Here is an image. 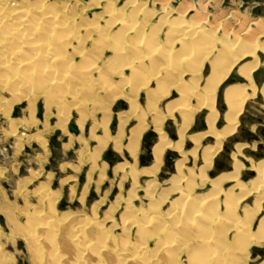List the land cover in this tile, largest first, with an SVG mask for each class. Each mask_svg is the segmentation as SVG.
<instances>
[{
  "label": "bare ground",
  "instance_id": "obj_1",
  "mask_svg": "<svg viewBox=\"0 0 264 264\" xmlns=\"http://www.w3.org/2000/svg\"><path fill=\"white\" fill-rule=\"evenodd\" d=\"M27 1L0 0V91L11 94L12 101L11 98L9 100L12 104L19 102L21 98L25 99L31 114L38 111L39 104L44 106L47 117L56 112L64 121V131L67 130L65 127L71 117L70 111L77 110L81 127L89 117L93 119V113L101 112L100 123L93 119L95 122L91 131L94 138L96 136L93 131L100 126L104 127V134L108 133L105 125L111 119L110 106L119 99V92L130 88L133 99L128 104L132 109L131 114L136 116L137 110H141L137 98L141 92L148 91L145 103L147 111L154 115L151 120L159 137V143L153 151L157 164L161 163L167 148L173 147L185 156L182 144H173L165 133L162 136L161 125L165 118H172L175 110L179 112L183 127L180 136L183 138L195 112L207 108V124L213 129V120L217 114L214 110V98L220 81L241 58L255 55L257 50L264 53V42L260 41L264 38L263 26L258 31L252 29L242 36L235 35L228 30L227 25L216 23L215 19L209 22L211 16L203 5L196 8L187 1L179 4L176 10L178 18L169 22L172 11L168 10V0H155V5L160 7L162 14L158 24L152 27L149 26V21L155 13L145 11V3L138 4L136 0H129L126 5L131 9L129 12L116 11L110 7L105 9L104 13L109 21L103 26L98 22L79 24L75 7L66 5L67 3L63 10L55 5L47 6L45 0H39L38 5H31ZM94 1L95 6L100 5L99 0ZM109 6L114 4L109 3ZM190 12L194 15L186 21L184 17ZM139 17H142L140 21ZM254 23L257 25V22ZM165 24L170 26L169 39L166 40L168 45H164L159 38V29ZM219 31L222 32L221 40L216 38ZM216 40L219 41L218 46L215 45ZM86 41H91L89 50H86L88 47L84 48ZM73 43L80 45L69 53L68 47ZM107 49L113 51L112 58L101 66L98 64L99 58ZM76 56L83 62H76ZM206 59H209L210 73L200 91L198 84L202 77L199 68ZM187 63L191 65V69L187 70ZM256 66L257 60L241 66L239 72L251 82L250 75ZM172 67L175 71H171ZM127 72L128 76L125 75ZM185 73H190L192 77L188 83L182 79ZM115 76L122 79L116 81ZM152 81H156L155 87L149 89ZM171 89H176L179 99L168 103L166 113L163 114L158 109V103L169 95ZM246 90L240 85L227 88L225 103L232 111L228 117L231 126L216 132L218 134L210 132L216 137V144L203 149L202 159L207 167L211 166L213 157L219 150L220 139L234 130L238 114L247 97L252 96H248ZM4 104L5 102L0 103V113L6 114L4 110L7 111V105ZM144 111L143 115H138V123L130 130L128 149L133 156L139 146L140 136L147 127V114L145 116ZM119 118L123 128L128 117ZM13 126L17 124L13 123ZM121 127L117 136L110 137L117 149ZM13 131V135H18L15 128ZM110 138L104 135L96 137L98 144L93 153L94 158L90 160L100 156ZM191 139L199 143L195 136ZM183 164V161L177 163L178 172H181ZM233 164V172L212 183L215 190L210 196L191 198L185 189L180 190L179 194L184 201L180 204L178 201V206L171 202L174 205L171 215L168 212L167 217L165 213L160 215L155 202L152 207L155 206L159 213L156 210L148 211L142 222L134 219L124 221L123 225L128 233L129 229L136 228L138 236L135 240L138 242L127 238L128 234L123 240H117L111 232L112 227L108 229L105 224L76 216H72L69 219L71 223L62 230V226H66L68 221L67 216L61 218L55 216V213H49V217H45L49 221H40L41 212L37 211L32 216L30 214L27 221L29 233L24 235L28 234L32 260L34 264H246L252 254L250 248L264 244V162L258 167L252 166L256 168V184L249 189L240 181L241 164L236 159ZM188 173V190L191 191L190 184L195 178L194 172ZM205 178L207 179L206 175ZM225 180L233 184L229 190L220 189ZM179 181L174 179L171 182L174 184ZM196 184L195 182L194 186ZM178 190L179 188L174 189ZM236 190L238 194L235 193ZM247 195H256L253 208H241L239 205ZM44 196L46 197V193ZM130 204L124 210L133 217L137 209L134 211ZM238 210L242 212L240 220L236 217ZM259 213L263 215L255 224V217ZM230 233L232 236H229ZM151 240L156 241L155 250L148 247ZM45 246L49 248L48 252L42 250ZM182 256L184 259L181 261Z\"/></svg>",
  "mask_w": 264,
  "mask_h": 264
},
{
  "label": "rangeland",
  "instance_id": "obj_2",
  "mask_svg": "<svg viewBox=\"0 0 264 264\" xmlns=\"http://www.w3.org/2000/svg\"><path fill=\"white\" fill-rule=\"evenodd\" d=\"M38 1L28 0L27 3L38 5ZM45 1L47 6L55 5L61 9L65 7L66 3V5L74 6L79 24L98 22L100 26H103L106 21H109L104 13L105 9L109 7L116 11L129 12L131 10L128 6L126 7L131 0H99L100 5L96 6L94 0ZM182 1L191 2L195 7L203 5L206 8L205 11L211 16L208 19L209 22L215 19L216 23L227 25L228 30H231L235 35L242 36L246 31H252V29L258 31L260 26L264 27V0H168V10L172 11L169 22L178 18L176 10ZM136 2L138 4L145 3V11L149 10V12L155 13L150 18L149 26L157 25L159 16L162 14L160 7L155 5L157 1L136 0ZM109 3H113L114 6H109ZM63 10L65 9L63 8ZM187 14L184 17L186 21L194 15L193 12ZM141 18L139 17L138 21ZM254 22H257V25ZM169 27V24H165L161 27L162 29H159V38L164 45H168L166 40L169 39ZM217 35L219 36L216 38L221 40L222 32L219 31ZM260 41L264 42V38ZM77 44L70 45L68 52L74 51V48L80 45ZM215 45L218 46L219 41L216 40ZM90 47L91 41H86L84 48L89 50ZM112 54L111 49L105 50L101 54L102 57L99 58L98 64L102 66L112 58ZM75 59L76 62H83L80 57L76 56ZM255 60H257V66L250 75L251 82H248L239 72V68L252 64ZM203 64L199 68V74L202 77L198 84L200 91L203 90V82L205 84V79L210 73L209 59H206ZM190 66L188 63L186 64L187 70L191 69ZM173 68L171 71H175ZM125 75L128 76V72ZM114 78L116 81L122 79L118 76ZM191 78L190 73L182 75V79L186 83ZM220 82L214 98V110L217 112V114L215 113L217 116L215 115L213 120V129L209 128L207 124L209 114L207 108H201L195 112L183 138L180 136L183 127L179 112L175 110L172 118H165L161 125L162 136L165 133L173 144H182L181 149L185 152V156L173 147H171L173 149L167 148L160 164L155 162L153 155L154 148L159 143V137L151 120L154 115L147 111L145 103V95L148 91L141 92L137 98V104L141 108V110H137V117L131 114L132 109L128 104L133 99L130 88L118 93L119 99L110 106L111 119L105 125L108 133L104 134V127L100 126L93 131V134L96 137L104 135V137L113 138L120 131L119 117H128L127 123L123 128L121 127L119 149L115 148V142L110 138L105 149L95 160L90 159L93 157L98 141L96 137H92L91 130L95 120L96 123L102 121L101 112L93 113L92 117L95 120L93 121L89 117L81 127L78 123L77 110L70 111L71 117L65 127L67 130L64 131L62 128L64 121L57 116L56 112L47 117L44 106L39 104L38 111L31 114L25 99L21 98L19 102L12 104L11 94L8 91H0V103L5 102L4 105H7L5 108L7 111L4 110L6 114L0 113V264H34L27 241L28 234L26 236L24 234L29 233L30 226L27 221L30 214L32 216L37 211L41 212L40 221L42 219L49 221L50 219L47 218L51 213H55V216L61 218L67 216L68 221L66 226H62V230L71 223L72 216H76L79 219L105 224L108 229L112 227L111 232L115 239L118 238L117 240H123L128 234L127 238L138 242L135 240L138 236L136 228L129 229L128 233V229L125 231L124 221L134 219L142 222L144 215L148 211L154 212V210H159L160 215L165 213V217L171 215L174 205L178 206L180 202L184 201L179 194L180 190L185 189L184 191L189 192L191 198L210 196L215 190L212 183L233 172L235 159L238 164H241L240 181L245 184L247 189L251 188L256 178V168L252 166L258 167L261 165L260 163L264 162V53L257 50L255 55L241 58ZM151 83L149 89L155 87L156 81ZM233 85L245 87L247 95L252 96L247 97L242 111L237 116L234 130L220 139L219 150L213 157L211 166L207 167L202 159L203 149L216 144V137L210 132L219 133L222 129L231 126L228 117L232 111L226 106L225 92ZM178 99L179 95L176 89H171L169 95L159 101V111L165 114L167 104L176 102ZM143 110H145L144 115L147 114L145 117L147 127L140 136V143L134 157L128 149L130 130L138 123L136 118L140 114L143 115ZM13 123L17 126L14 127ZM12 128H15L18 135H13ZM21 134L23 136L20 137ZM194 136L199 139V143L192 141L191 137ZM180 161H183L184 166L182 165L181 172H178L177 163ZM262 168L264 174V166ZM189 171L194 172L195 178L193 184H190L192 186L189 185L191 191L188 190ZM203 173L204 176H201ZM174 179L180 181L173 184L171 181ZM195 182L196 186H194ZM186 185L187 187H185ZM232 185L228 180H225L221 183L220 189L229 190ZM175 188H179V190L174 191ZM235 193L239 192L236 190ZM255 197L256 195H247L239 202L240 207L253 208ZM153 203L156 204L158 210L154 208L155 206L152 207ZM129 204L132 205L134 211L139 209L136 210L137 213L134 212L136 215L133 217L126 213L127 210H124ZM52 210L53 212H51ZM238 211L236 217L240 220L242 212ZM125 214L128 216L125 217ZM262 215L263 213L256 215L255 224ZM108 217L111 218V221ZM66 229L68 230V228ZM123 233L125 234L123 235ZM231 234L229 236H232ZM148 247L150 250H152L151 248L155 250L157 248L156 241H149ZM48 249L45 246L42 250L48 252ZM170 249L172 250L173 247ZM176 249L174 248V250ZM250 250L252 254L246 264L264 262V244L251 247ZM183 259L184 256L181 257V261Z\"/></svg>",
  "mask_w": 264,
  "mask_h": 264
}]
</instances>
